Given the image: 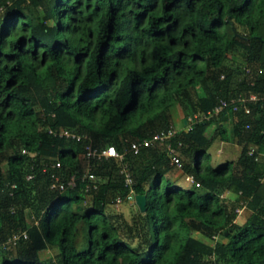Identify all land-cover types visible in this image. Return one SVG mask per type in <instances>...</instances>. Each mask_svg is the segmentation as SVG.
I'll use <instances>...</instances> for the list:
<instances>
[{"label":"trees","instance_id":"1","mask_svg":"<svg viewBox=\"0 0 264 264\" xmlns=\"http://www.w3.org/2000/svg\"><path fill=\"white\" fill-rule=\"evenodd\" d=\"M0 264H264V0H0Z\"/></svg>","mask_w":264,"mask_h":264},{"label":"built area","instance_id":"2","mask_svg":"<svg viewBox=\"0 0 264 264\" xmlns=\"http://www.w3.org/2000/svg\"><path fill=\"white\" fill-rule=\"evenodd\" d=\"M257 96L255 94H250L248 97H244L241 96L239 97L237 100L239 102H236L235 100H233V104H232V109H237L238 107H242L245 112H250V107L247 104V100H252V99H256ZM226 103H224V101H222L221 105H216L215 107H213V109L208 110V111H204V112H200V113H196V118H198L200 121L202 120H206L209 119L212 115L217 114L218 112H220L221 108L225 105ZM192 116H189V120H192ZM194 121V120H193ZM67 132V131H66ZM177 132L176 128H168L167 130H162V131H156L153 134H151L148 137H145L141 140L138 141H134L131 144V149L133 150V152L137 153L142 147L144 146H149L152 143L155 142H167L166 144V150L167 153L171 159L172 163H175L177 166H181L182 165V158L181 155L179 153V151L171 145V143L168 141V139H170L175 133ZM68 134V132H67ZM69 135V134H68ZM73 135V134H72ZM79 137V136H78ZM86 156L88 158L91 157H100V156H115V157H119L122 158L123 157V153L119 152L115 145L110 144L102 149H98L96 147H93L91 144L86 145ZM90 179L94 180L95 179V175L94 173L87 171V175ZM75 179L76 176L75 174L71 175L69 180H68V185L69 186H73L75 185ZM188 180L193 181L194 177L192 174L187 176ZM127 182H130V178H127L126 180ZM51 186H55V184H52ZM133 191V190H131ZM120 201V198L117 199V202ZM24 236H26V234L24 233ZM18 236L16 234H14L11 238L12 239H16ZM10 238V239H11Z\"/></svg>","mask_w":264,"mask_h":264},{"label":"rangeland","instance_id":"3","mask_svg":"<svg viewBox=\"0 0 264 264\" xmlns=\"http://www.w3.org/2000/svg\"><path fill=\"white\" fill-rule=\"evenodd\" d=\"M173 115L175 118L176 116L174 113H173ZM180 116H181V114H180ZM175 123L179 124L178 120L175 121ZM224 123H225V126L227 127V137L225 139H223V138H221L220 135L217 136L215 138V141L213 142V144H211V147L209 149V152L212 155V159H215L217 161H220V160H223L226 158H234L235 156H237V154L239 152V147L236 144L235 139H234L231 121H227ZM213 129H214V125H211L208 128V133H210ZM189 182H192V181L189 180ZM224 194L228 195L232 198H234L236 196V194L231 195L227 192H225ZM134 202H136L135 198L130 197L124 201L122 200V201L116 202L114 204V207H116V208H118V210L122 211L123 214L125 215V217L130 218L129 217L130 214L136 209ZM239 211L240 212L238 213L236 221L241 224L245 221V219L248 216L250 211L245 207L240 208ZM220 239H222L223 241H227V237L220 236ZM212 243H213V241H212ZM54 254H55V251L53 249H45V250L39 251V255H40V258L42 260H46L48 258H51Z\"/></svg>","mask_w":264,"mask_h":264},{"label":"crops","instance_id":"4","mask_svg":"<svg viewBox=\"0 0 264 264\" xmlns=\"http://www.w3.org/2000/svg\"><path fill=\"white\" fill-rule=\"evenodd\" d=\"M173 113L175 114V118H174V115H173V119H174V121H177L178 120V123L179 124H177V123H175V126H176V129H180V128H183V126L181 125L182 123V121L184 120V118H183V116H182V113H181V111L180 110H178V109H175L174 111H173ZM180 114H181V116H180ZM211 125H213V124H211ZM210 125V126H211ZM209 126V127H210ZM215 141V140H214ZM213 141V142H214ZM213 142H212V144H213ZM211 147V146H210ZM227 193H229V194H231V195H234L235 193L234 192H231V191H228ZM228 196V195H227ZM244 208V207H243ZM246 208V207H245ZM248 209V208H247ZM249 210V209H248ZM250 211V210H249ZM250 213V212H249Z\"/></svg>","mask_w":264,"mask_h":264},{"label":"water","instance_id":"5","mask_svg":"<svg viewBox=\"0 0 264 264\" xmlns=\"http://www.w3.org/2000/svg\"><path fill=\"white\" fill-rule=\"evenodd\" d=\"M135 201L141 210H145L147 202V196L145 194H136Z\"/></svg>","mask_w":264,"mask_h":264},{"label":"clouds","instance_id":"6","mask_svg":"<svg viewBox=\"0 0 264 264\" xmlns=\"http://www.w3.org/2000/svg\"><path fill=\"white\" fill-rule=\"evenodd\" d=\"M215 107V106H214ZM211 110V109H210ZM230 110H233L232 108H230ZM204 112V111H203ZM218 114V113H217ZM214 116H216V114H214V115H212L209 119H211L212 117H214ZM209 119H206V120H209ZM231 119V118H230ZM203 121H205V120H203ZM240 209V208H239ZM239 209H238V212H240L239 211Z\"/></svg>","mask_w":264,"mask_h":264}]
</instances>
